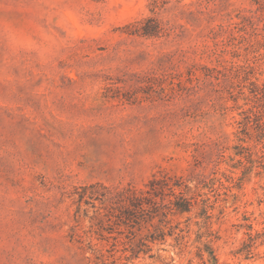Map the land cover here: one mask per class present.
I'll use <instances>...</instances> for the list:
<instances>
[{"label":"rangeland","instance_id":"1","mask_svg":"<svg viewBox=\"0 0 264 264\" xmlns=\"http://www.w3.org/2000/svg\"><path fill=\"white\" fill-rule=\"evenodd\" d=\"M262 34L264 0H0V264H264V88L238 73ZM163 171L188 196L210 183L216 260L202 203L133 253L126 227H92L81 187L140 193Z\"/></svg>","mask_w":264,"mask_h":264},{"label":"trees","instance_id":"2","mask_svg":"<svg viewBox=\"0 0 264 264\" xmlns=\"http://www.w3.org/2000/svg\"><path fill=\"white\" fill-rule=\"evenodd\" d=\"M139 33L148 38L156 37L159 35V26L153 22V20L148 19L142 24ZM253 46L258 48L255 51V56L247 55L245 64L239 67L238 73H242L243 76L247 78V75L252 71L255 80L251 83L255 89L251 90L250 93L252 95H257L260 94V91L262 92V88H264V84H259L261 76H264V34L259 36L257 43H255V45L253 44L252 47ZM240 49V46H236L234 53L239 54ZM257 75H259V77ZM243 132L246 135L243 133L244 138L241 140V144L246 142L245 137L248 136L246 129H244ZM260 169H264V166H260ZM189 183L190 182L188 181L183 182L181 178L173 177L168 172L163 171L152 177L146 185L147 190L145 192L143 191L139 193L134 190L113 192L112 189L102 184H94L87 187H81V193L86 194V192L92 190L91 195H97L98 198H92L93 202L91 203L94 204V202L98 201L102 206L96 207L93 205L95 212L89 217V221L92 224V227L97 230L100 240L104 239V233H112L105 231V227L109 225L117 226V228L126 227L129 234V242L127 245L131 253L135 251L132 243L139 235L141 229L145 228L146 225L150 224L156 217L162 215L164 218L160 220L161 224H168L170 222L168 219L169 216L189 213L195 205L202 203L199 213L201 222H198L197 226L203 225L209 232L199 234L197 238V243L199 244L198 251L203 258L206 254L208 257V260L206 261L210 262L211 259L216 260L214 250L211 247L214 238L211 230L214 203L208 201L210 198L209 189L212 188L210 187V183L202 186L198 185L197 192L195 193V196L192 197L188 196ZM159 194L163 195V197L170 196L171 200H169V204H165L164 199L163 201L158 202L151 197H157ZM84 199L83 196L79 199V212L83 203L89 205V202H83ZM165 227L157 230L164 235ZM160 229H162V231ZM158 240L160 239L157 236H154V234L142 238L140 240V250H138L136 257H139L141 253L146 254L151 252L152 245ZM114 245L115 244H113V246Z\"/></svg>","mask_w":264,"mask_h":264}]
</instances>
